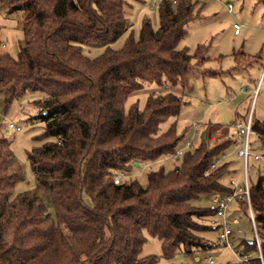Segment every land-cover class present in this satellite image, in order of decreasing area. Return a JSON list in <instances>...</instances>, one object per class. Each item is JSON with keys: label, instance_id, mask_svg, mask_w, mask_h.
Returning <instances> with one entry per match:
<instances>
[{"label": "trees", "instance_id": "obj_1", "mask_svg": "<svg viewBox=\"0 0 264 264\" xmlns=\"http://www.w3.org/2000/svg\"><path fill=\"white\" fill-rule=\"evenodd\" d=\"M1 2L9 14L22 13L24 40L17 55L0 49V100L8 108L30 92L44 93L33 102L39 112L29 117L44 123V142L27 155L38 182L51 193L58 220L39 195H12L25 173L0 132V264H157L158 255L143 254L147 234L161 240L168 259L222 243L204 235L219 233L216 209L192 200L233 190L226 180L242 159L212 168L235 141L229 132L215 137L225 126L205 123L199 144L186 149L173 169L151 170L147 185L114 181L116 171H128L135 161L174 155L186 131L177 126L182 94L151 93L143 108L136 102L126 110L129 95L144 83L185 86L193 69L218 73L204 68L205 44L193 52L179 46L188 23L200 17L199 1L159 0L158 27L144 17L137 38L129 0ZM127 32L123 46H111ZM84 46L105 49L90 56ZM252 127L264 144V123L253 119ZM263 180L264 171L254 182L249 176L264 263ZM233 207L234 213L249 210L242 198ZM253 249H259L256 239L242 243V255ZM251 260L262 264L260 257Z\"/></svg>", "mask_w": 264, "mask_h": 264}, {"label": "rangeland", "instance_id": "obj_2", "mask_svg": "<svg viewBox=\"0 0 264 264\" xmlns=\"http://www.w3.org/2000/svg\"><path fill=\"white\" fill-rule=\"evenodd\" d=\"M131 6L127 15L132 22V30L137 38L144 17H149L154 27H158L159 0H129ZM201 6L199 18L187 25V33L179 46H187L190 51H195L197 46H207L206 55L209 59L204 68L216 70L217 74L203 73L199 69H193L185 86L181 83L160 86L156 83H144V87L129 95L125 103L126 110L132 103H138L143 108L147 97L151 93L173 91L182 94L184 104L181 107L177 121L180 132L186 129L182 140L178 145V154L164 155L158 159L134 165L125 172V180H137L143 185L148 183V173L151 170L163 166L166 170L173 169L181 160L183 152L188 148H194L200 142V136L204 124L213 122L225 127L214 133L215 137L234 132L231 123L236 120H245L251 114L254 120L264 123V80L256 91L258 81L262 76L264 67V6L257 0H198ZM229 3L232 9L229 10ZM21 12L9 14L2 6L0 0V49L17 55L20 44L24 40L20 19ZM238 23L240 29L235 33L234 25ZM129 32L121 36L111 44L114 48L123 46ZM105 47L84 46V51L90 56H96L103 52ZM242 53L237 59L236 54ZM245 57H252L250 60ZM44 93L30 92L19 100H14L8 108L0 100V128L1 134L8 138L10 146L22 164L25 177L19 180L13 196L26 190L39 195L45 202L50 214L58 220L52 196L49 190L41 185L28 160V151L41 145L44 123L30 120L39 112L34 106V100ZM173 120V119H172ZM171 119L160 124V131H164L170 125ZM14 123L20 128L11 127ZM228 128H227V127ZM253 150L264 152V144L254 134L252 135ZM249 176L251 182L256 181L264 171V161L249 160ZM236 171L232 175L237 181L244 180V161L235 163ZM228 183L230 177L226 180ZM198 206H213L210 195L202 194L192 200ZM236 203L232 204V207ZM234 207L231 209L233 211ZM239 223L234 225L235 233L231 235V244L220 243L208 251H198L193 255L178 253L173 258L162 256L161 240L149 234L148 241L144 245L143 254L158 255L157 264H203L202 260L211 255L213 264H249L246 259L260 257V249L247 252L242 255V243L256 239V233L251 220L249 210L239 211ZM238 230H241L240 232ZM204 235L212 241L219 243L217 230L206 231ZM71 238V236H70ZM252 261V260H251Z\"/></svg>", "mask_w": 264, "mask_h": 264}, {"label": "built area", "instance_id": "obj_3", "mask_svg": "<svg viewBox=\"0 0 264 264\" xmlns=\"http://www.w3.org/2000/svg\"><path fill=\"white\" fill-rule=\"evenodd\" d=\"M174 4L177 3V0H171ZM232 9V4L229 3V10ZM235 33L239 32L240 25L235 23L234 25ZM264 80V67L262 71V76L258 81L256 86V91L259 89L260 85ZM253 117L251 114L245 120H236L231 123V127L234 129V138L235 141L232 144L231 148L221 154L213 163L212 168L219 165L222 162H225L233 157H237L244 161V180L242 182L237 181L235 178H230L229 184L233 186V190L228 193L214 192L211 194L213 200V207L216 209V215L218 220L215 222L219 225V239L220 241L231 244V235L235 233L234 225L239 223V216L234 213L231 209L232 204L236 203L240 198L246 199L249 205V211L251 215V220L256 233V241L258 248L260 249V256L263 261V255L261 250V243L258 235L257 225L254 218V212L251 202V192H250V183H249V160L252 158L255 161H264V152L258 153L253 150V141L252 135L256 134L252 127ZM11 127H17L14 123H10ZM179 151L174 155L177 156ZM125 178V172L116 171L114 176V181L120 183ZM264 182V180H263ZM239 232L241 230H238ZM248 256V254H244ZM250 259H246L249 261ZM203 264H213L214 259L211 255L205 257L202 260ZM249 263V262H248ZM251 264V262L249 263ZM264 264V263H263Z\"/></svg>", "mask_w": 264, "mask_h": 264}, {"label": "crops", "instance_id": "obj_4", "mask_svg": "<svg viewBox=\"0 0 264 264\" xmlns=\"http://www.w3.org/2000/svg\"><path fill=\"white\" fill-rule=\"evenodd\" d=\"M229 133L232 134V135H234L235 131L234 132H230V130H229ZM233 158H237V157H233Z\"/></svg>", "mask_w": 264, "mask_h": 264}, {"label": "water", "instance_id": "obj_5", "mask_svg": "<svg viewBox=\"0 0 264 264\" xmlns=\"http://www.w3.org/2000/svg\"><path fill=\"white\" fill-rule=\"evenodd\" d=\"M135 165H140V163H139V162H137V161H135Z\"/></svg>", "mask_w": 264, "mask_h": 264}]
</instances>
